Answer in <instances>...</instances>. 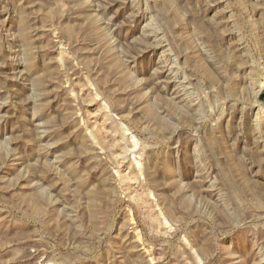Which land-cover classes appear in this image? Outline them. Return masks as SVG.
<instances>
[{"label":"rangeland","instance_id":"374dc122","mask_svg":"<svg viewBox=\"0 0 264 264\" xmlns=\"http://www.w3.org/2000/svg\"><path fill=\"white\" fill-rule=\"evenodd\" d=\"M0 264H264V0H0Z\"/></svg>","mask_w":264,"mask_h":264}]
</instances>
